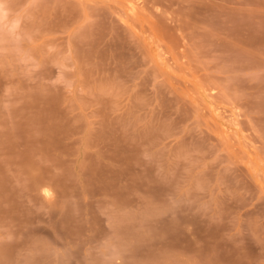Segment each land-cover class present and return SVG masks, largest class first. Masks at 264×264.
I'll list each match as a JSON object with an SVG mask.
<instances>
[{"label":"rangeland","instance_id":"374dc122","mask_svg":"<svg viewBox=\"0 0 264 264\" xmlns=\"http://www.w3.org/2000/svg\"><path fill=\"white\" fill-rule=\"evenodd\" d=\"M0 264H264V0H0Z\"/></svg>","mask_w":264,"mask_h":264},{"label":"bare ground","instance_id":"6f19581e","mask_svg":"<svg viewBox=\"0 0 264 264\" xmlns=\"http://www.w3.org/2000/svg\"><path fill=\"white\" fill-rule=\"evenodd\" d=\"M133 4H134V3H133ZM133 4H132V5H133ZM133 11H134V10H133Z\"/></svg>","mask_w":264,"mask_h":264}]
</instances>
